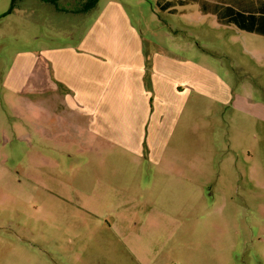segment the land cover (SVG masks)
<instances>
[{
    "label": "rangeland",
    "instance_id": "obj_1",
    "mask_svg": "<svg viewBox=\"0 0 264 264\" xmlns=\"http://www.w3.org/2000/svg\"><path fill=\"white\" fill-rule=\"evenodd\" d=\"M184 1L185 14L183 0H99L86 12L88 0H0V264H264L262 123L227 105L189 109L177 162L134 163L83 148L87 136L46 118L43 96L10 84L43 51L107 31L100 18L115 11L116 44L133 27L147 48L201 57L261 113L264 37L205 15L246 16L250 3L258 17L264 0Z\"/></svg>",
    "mask_w": 264,
    "mask_h": 264
},
{
    "label": "crops",
    "instance_id": "obj_2",
    "mask_svg": "<svg viewBox=\"0 0 264 264\" xmlns=\"http://www.w3.org/2000/svg\"><path fill=\"white\" fill-rule=\"evenodd\" d=\"M192 6L183 0V14ZM247 7L245 17L231 10L220 17L205 16L221 27L233 24L237 35L264 37L255 31L264 32V16L255 21L248 17L252 10ZM260 8L264 10V5ZM116 13L127 26L125 12L119 8ZM114 16L115 11H109L100 18L105 20L107 31L93 37L94 25L78 46L43 51L22 75L10 81L13 87L43 96L52 109L45 113L54 120L50 123L65 125L81 138L87 136L81 141L83 148L118 152L133 157L134 163L146 158L149 163L169 166L177 162V152L185 147L178 142V134L188 131L189 109L201 113L209 104L227 105L233 114L240 111L247 121L264 125V103L259 104L261 113H256L248 102L231 98V83L210 72L201 57H181L158 46L147 48L128 26L130 34L124 38L120 30L121 43L116 44L118 34L111 25ZM257 56L264 60V53Z\"/></svg>",
    "mask_w": 264,
    "mask_h": 264
},
{
    "label": "trees",
    "instance_id": "obj_3",
    "mask_svg": "<svg viewBox=\"0 0 264 264\" xmlns=\"http://www.w3.org/2000/svg\"><path fill=\"white\" fill-rule=\"evenodd\" d=\"M42 1H44V2H49V3H51V4L55 5V6H57V4H58V2H59L60 0H42ZM98 1H99V0H88L87 4H86V6L84 7L83 10L86 12V11H89V10L93 9V8L97 5ZM260 7H262V6H260ZM260 7H257V8H259L260 16L255 17L254 15H251V14H253V12H254V11H251V12L248 14V17H251V18H253V19L256 21L259 17L264 16V10H262ZM237 15H238L239 17H245V16L242 15L241 13H237ZM255 21H254V22H255ZM255 31L264 34V32H262L261 30H258V29L256 30V29H255Z\"/></svg>",
    "mask_w": 264,
    "mask_h": 264
}]
</instances>
